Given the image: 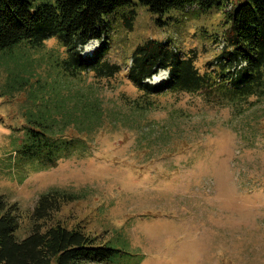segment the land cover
I'll return each instance as SVG.
<instances>
[{
    "label": "rangeland",
    "instance_id": "obj_1",
    "mask_svg": "<svg viewBox=\"0 0 264 264\" xmlns=\"http://www.w3.org/2000/svg\"><path fill=\"white\" fill-rule=\"evenodd\" d=\"M157 18L142 9L132 29L123 19L112 25L109 58L121 71L111 79L66 76L55 38L0 54V194L19 206L16 238L32 232L39 197L59 189L78 199L50 224L112 242L122 253L114 264H264V97L220 105L203 94H166L138 103L141 93L124 75L146 39L192 51L202 68L222 49L213 42L224 29L219 12ZM100 45L90 42L84 55ZM93 104L98 117L87 121L82 111ZM42 105L68 117L66 135H90L84 151L48 169L17 157L27 112Z\"/></svg>",
    "mask_w": 264,
    "mask_h": 264
},
{
    "label": "trees",
    "instance_id": "obj_2",
    "mask_svg": "<svg viewBox=\"0 0 264 264\" xmlns=\"http://www.w3.org/2000/svg\"><path fill=\"white\" fill-rule=\"evenodd\" d=\"M142 9L159 17V23L179 10L189 15L193 9L199 16L219 12L224 29L213 36L222 49L203 68L196 64L197 55L185 53L168 39L148 38L140 43L128 58L124 75L141 93L138 103L151 106L153 97L166 94H203L220 105L264 97V0H0V54L21 44L41 47L55 38L65 52L61 62L66 76L92 73L97 79H111L121 71L109 58L112 25L123 19V27L132 29ZM92 41L101 45L84 55L83 48ZM162 70L164 80L150 83ZM61 101L58 110L63 108ZM96 107L82 111L87 121L90 115L93 120L98 117ZM29 110L20 129V164L48 169L86 149L85 137L90 135H66L68 117L51 115L47 105ZM78 122L79 133H87L86 122ZM77 196L59 189L43 193L31 215L32 232L18 239L19 206L0 194V264H114L122 253L112 242L50 224L54 214Z\"/></svg>",
    "mask_w": 264,
    "mask_h": 264
}]
</instances>
